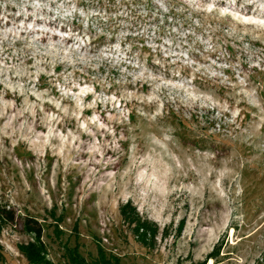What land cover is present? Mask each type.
Masks as SVG:
<instances>
[{"label": "rangeland", "instance_id": "rangeland-1", "mask_svg": "<svg viewBox=\"0 0 264 264\" xmlns=\"http://www.w3.org/2000/svg\"><path fill=\"white\" fill-rule=\"evenodd\" d=\"M3 207L0 264H264V0H0Z\"/></svg>", "mask_w": 264, "mask_h": 264}, {"label": "trees", "instance_id": "trees-1", "mask_svg": "<svg viewBox=\"0 0 264 264\" xmlns=\"http://www.w3.org/2000/svg\"><path fill=\"white\" fill-rule=\"evenodd\" d=\"M128 207V205L126 206ZM135 216V232L139 234V230H147L150 227L149 223L142 222ZM18 218L11 210H6L5 207L0 208V220L5 223L13 224ZM23 231L31 237V240L20 244L18 250L25 258L27 264H54L47 258V249L42 240L43 226L34 218L26 216L22 221ZM142 235V234H141ZM66 262L64 264H120V260L113 254H107L105 250L99 248L96 258L88 261L81 257L77 248L69 249L66 253ZM213 254L209 256L211 258Z\"/></svg>", "mask_w": 264, "mask_h": 264}]
</instances>
